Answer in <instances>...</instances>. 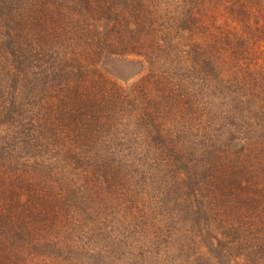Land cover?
<instances>
[{"label":"rangeland","instance_id":"rangeland-1","mask_svg":"<svg viewBox=\"0 0 264 264\" xmlns=\"http://www.w3.org/2000/svg\"><path fill=\"white\" fill-rule=\"evenodd\" d=\"M6 1L7 7H18L21 11L18 18L28 23L26 27L16 22L19 19H10L15 22L10 29L12 34L17 36L16 31L23 28L21 37L31 39L37 29L34 20L40 21V18L30 5L39 8L40 0H21L19 4ZM197 1L110 0L118 12L119 23L110 20L109 26L119 24L122 33L116 35L121 34L119 38H123V44L129 49L126 55L115 58L118 60L115 65L105 60L108 68L101 63L96 67L97 63L93 65L90 57L95 56V48L102 51L101 41L110 35L101 29L93 36L90 25H83L82 20L93 17L94 12L75 4L70 10L72 17L78 18L75 33L58 36L43 29L42 35L48 39L43 51L36 56L37 53L30 54L28 49L22 65L18 62L17 65L13 56L0 54L1 88L9 81L6 70L13 66L19 71H28L22 84V75L18 77L21 92L23 88L39 84H71L84 92L79 91L77 95L81 93L84 99L85 94L94 104L85 102L83 115L78 106L83 109V103L77 99L75 112L67 114L66 132L72 139L78 133L84 134L80 142H89L91 154L100 156L102 161L87 167L70 163L64 177L54 171L50 178H35L46 197L55 200L57 208L55 203L51 207L44 201V204L35 202L39 207L33 208L34 202H26L30 199L26 196L20 208L24 212L34 211L33 231L41 238V244H59L64 249L56 262L264 264V205L257 208L256 204H250L256 232L249 239V234L239 231L237 224L231 230L233 234L228 231L230 223L213 227L211 231L216 229L212 234L206 232V223L219 219L235 188L238 193L235 194L243 198L238 179L233 190L225 180L221 184L222 179L212 173L221 174L218 172L223 169L243 171L246 167L240 166L255 158L257 164L263 163L252 167L251 173L243 171L247 174L244 184L252 183V188L257 185L256 189L264 185V106L260 105L264 98V44L258 45L242 34L243 19L234 17V12L226 7L227 2L218 5L221 1L218 6L199 7L204 10L200 12L203 20L209 21L201 27L209 44L200 63L199 50L189 52L188 57L184 51L166 45L165 39L169 36L162 27L161 41L152 37V25H164L168 29L174 18L182 13L185 16L183 10ZM42 2L44 9L51 0ZM47 9H44L46 27L49 19L56 14L61 16L59 9L53 15ZM138 9H143L142 14ZM194 9L193 16L197 11ZM139 14H147L148 24L153 19L146 31L148 37L142 41ZM7 17L10 18L8 11L0 13V25L6 24ZM255 21L256 18L251 20L252 28L258 26ZM122 27L127 29L124 31ZM2 29L7 26L0 27V35H3ZM225 41L226 46L232 41L235 48L226 51ZM204 56L211 61L204 60ZM191 67L195 72H184ZM97 69L104 76L102 83L98 82L97 73L92 74ZM92 80H96L93 85ZM118 94L125 103L117 98ZM49 99L59 102L54 96ZM101 108L103 111L98 114ZM5 133L7 129L1 128L0 136ZM208 180L214 187L208 186ZM211 199L217 200L213 207V212H218L216 217L211 211ZM257 199L258 195H254V200ZM14 216L12 213L6 219V227L2 228L0 222V233L1 229L16 226ZM95 230L108 233L106 236L111 235L112 240L97 241L92 236ZM190 236L194 237L193 242L187 240ZM82 246H86L85 250ZM98 250L103 256L99 257ZM10 251L9 255L17 252ZM2 254L0 261H3ZM53 263L51 259L50 264Z\"/></svg>","mask_w":264,"mask_h":264},{"label":"trees","instance_id":"trees-1","mask_svg":"<svg viewBox=\"0 0 264 264\" xmlns=\"http://www.w3.org/2000/svg\"><path fill=\"white\" fill-rule=\"evenodd\" d=\"M42 1L43 0H40L39 2V8L30 5L31 9L34 10L36 14L38 12L37 17L40 18V21L34 20L35 23L33 22V25H36L37 29L32 32L31 39H24V37H21V34L24 32V30H22L23 28L19 30V32L16 31L18 34L17 36H14L10 30L14 25L13 23H15L10 22V19H19L18 16H21V11L18 7L16 9L7 7V1L0 0V13L8 11V16H10V18L7 17L5 19L7 21L6 24L0 25V27L7 26V29H2L1 31L3 35H0V54L7 53V55L13 56L16 63L18 62L19 65H22L21 60L22 58H26L27 54L25 53L28 52V49L30 54L37 53L36 56L40 55V51H43V47L48 40L42 35L44 30L47 31L48 34L50 33L51 35L58 36H65L67 33H75V23L78 21V18L74 19L70 13V10L75 4L78 8L82 6L87 12H94L93 17L88 15V20H82L84 22L83 25H90V32H93V36H95V33H99L101 29H104L106 33L108 32L110 35L101 41V52H99L97 48L94 49L95 56L90 57V62H92L93 65L97 63L95 64L96 67L101 63L108 68L104 63L105 60L108 59L109 63L115 65L118 61L115 58L126 55L124 53H126L125 51L129 48L126 44H123V38H119L121 34L116 35L117 32L122 33L121 27L118 28L119 24H116V26L113 25L112 27L109 26L111 23L110 20L119 23L117 21L119 18L118 12L114 10V5L111 4L110 0H51L48 5L50 6L54 3L55 5L50 6L49 10L47 9L49 6L46 4L44 9L49 10L51 15L59 9L61 16L58 17L59 15L56 14V16L49 19L47 27L44 26V12L46 10L43 9ZM15 2L19 4L21 0H11L9 3L14 4ZM218 2H220L218 5L222 3L226 4L227 2L226 7L234 12V17H240L245 21L240 22L242 26H245L241 29L243 31L242 34L248 35V39H254V42L258 45L261 43L264 44V0H198L196 3H192L193 5L187 10H183L186 17L182 16L184 13L180 14L176 17L177 19L174 18L173 25L168 27V29L164 25H160L159 27L152 25L154 29L152 37L161 41L160 27H162L166 35L169 36V38L167 37L165 39V41H167L166 45H170V48L176 47V49L184 51V55L188 57L189 52L192 54L193 51L199 50L201 52L198 54V61L200 63L202 53L205 54L207 44H209V42L204 40L201 27L205 26L209 21L206 23L203 20V13L200 12H204V10H201L199 7H208L210 4V6H218L216 5ZM194 8H196L198 12L196 11V14L193 16L191 11L195 10ZM112 11H115V13ZM138 11L142 14L143 9H138ZM13 12L14 16L11 17ZM141 14L138 15V18L140 17L138 20V28L142 31L140 41L148 37L146 31L149 29L153 20L151 18V23L148 24L146 19L147 14H145V16ZM254 18H256L254 23L258 26L252 28L251 20ZM93 21L94 23H92ZM16 22L28 27L26 21L22 22L21 19H19V21ZM125 29L127 28L124 27L123 30L125 31ZM185 34H189V36ZM249 35H252V37H249ZM170 38L175 40L171 42ZM50 42L53 43L52 40ZM91 43H94V40H92ZM152 44H154V42ZM226 44L227 41H225L224 45L226 46ZM233 45L234 43L229 41L228 46H226V51L234 49L235 47H232ZM152 48L153 46L151 45V49ZM204 60L211 61L208 60L206 56H204ZM10 68L13 70H6L7 77L9 78V81L4 84L6 88L0 87V129L3 127L7 129V133H5L4 136H0V222L3 223L1 226L2 228L6 227L7 224L4 222L11 217L13 213L17 224L11 229H9V227L4 230L1 229L0 253H3V261H0V264H50L51 259L54 261L53 264H60L56 261L58 258L62 257L61 253L64 249L60 247L59 244H41V238L33 231L34 220H32V216L35 215H32V213L34 211L30 213L25 210L24 212L20 208L25 203L23 202L25 200L23 196L30 198L25 200L26 202L29 200L34 202L33 208L39 207L35 202L44 204L43 201L51 205V207L55 206V200L46 197V193H43V190L41 191L42 188L39 186L40 182L34 180L35 178H50L52 176L51 173L54 171L61 173V177H64L70 163L87 167L102 161L100 156H93L91 154L88 148L89 142L87 144L80 142V138H84V134L78 133L77 137L72 139L69 133L66 132L69 122L67 114L70 115L75 112L74 105L77 103V99H81L83 103V109H81L78 104L80 112L83 115H85L86 112L84 103L86 102L92 106H94V104L85 98V94L84 99L81 93L77 95L79 91L82 93L84 92L79 86L71 87V84H52V86L51 84H44V86L39 84L37 87L32 86L31 88L25 86L26 88H23L21 92V84L23 78L28 76V71L26 69L19 71L13 66ZM188 71L195 72V70H192V67L184 72ZM96 73L99 76L98 82L102 83V81H105V79H101L104 78V76L100 74V70L97 69L92 72L93 75ZM37 74L39 73L36 72L35 76H37ZM19 75L20 78L22 75V79L20 80L21 84L18 80ZM90 83L93 85L96 83V80H92ZM116 87L119 88V86ZM86 88L88 87L86 86ZM20 92L22 93L21 95H19ZM52 96L58 98L59 102L55 103L51 101L49 97ZM117 98H121V101L124 102L121 94H118ZM260 101L262 102L260 105L264 106V98H261ZM44 111H47V113L45 114ZM102 111L101 108L97 113L101 114ZM79 124L82 126V122H79ZM81 128L83 133H85L83 126ZM262 143V145H264V142ZM262 163L263 162L260 161L257 164L254 158L253 160L245 161L243 167L240 165L238 166L242 169L246 167V170L244 169L243 171L251 173L252 167L259 166ZM236 171L238 170L232 171L223 169L218 172L221 174L212 173L215 177H220L222 179L220 180L221 184L225 180L228 187L233 190L234 184L238 179V185L243 189V198L240 199L236 195L238 193L235 188L234 192L236 194L234 193L229 199V202L227 201L226 205H224V212L222 215H218L219 219L210 220L209 224L206 223V232L209 231L207 233L212 234L216 229L211 231L213 227H217L218 224L223 227L227 225V223H230L231 227L228 231L233 234L234 232L231 230H233L237 224L239 226V231H245L246 234H249V236H247V239H249L252 236L251 234L256 232L253 218H251L252 213L249 210L250 204H256L257 208H261L264 205V185L261 186V189H256L257 185H255V188H252V183H248L247 185L244 184L246 183L244 180L247 178V174L243 171H238L237 174ZM82 178L84 179V177ZM208 183L209 187H214L209 180ZM195 184L196 182H194V185ZM259 185L260 184H258V186ZM66 190H68V188ZM203 191L204 189H202V193ZM39 194L43 197H38ZM254 195H258L259 199L254 200ZM216 202V199H211V211L213 214H216L215 217L218 214V212H213V207ZM55 208H57V204ZM15 211L17 212L15 213ZM57 214L58 212L55 213V215ZM98 218L100 219V217ZM138 221L139 220H137V222ZM107 234L106 232L95 230L92 236L97 241H100L101 238H107L108 241L112 240L111 235L106 236ZM193 238V236H190L187 240L193 242ZM114 241L118 240L114 239ZM97 244L100 243L97 242ZM85 247L86 246H82L81 249L85 250ZM11 249H16V254L18 256L16 254L9 255ZM100 251L98 252L99 257L103 256Z\"/></svg>","mask_w":264,"mask_h":264}]
</instances>
